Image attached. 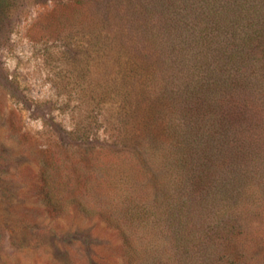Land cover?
<instances>
[{
	"label": "trees",
	"instance_id": "trees-1",
	"mask_svg": "<svg viewBox=\"0 0 264 264\" xmlns=\"http://www.w3.org/2000/svg\"><path fill=\"white\" fill-rule=\"evenodd\" d=\"M131 8L146 51L125 58V78L139 86L125 102L140 117L133 137L148 149L116 202L96 213L121 237L124 264H264V249L241 240L249 216L264 218V142L246 136L248 111L264 116V0H134Z\"/></svg>",
	"mask_w": 264,
	"mask_h": 264
},
{
	"label": "rangeland",
	"instance_id": "rangeland-1",
	"mask_svg": "<svg viewBox=\"0 0 264 264\" xmlns=\"http://www.w3.org/2000/svg\"><path fill=\"white\" fill-rule=\"evenodd\" d=\"M68 1L0 0V264L125 262L121 237L96 212L116 202L148 149L125 102L138 81L124 75L128 52L146 51L144 27L130 17L134 0H84L78 11ZM257 110L245 135L264 142ZM257 218L241 240L260 250Z\"/></svg>",
	"mask_w": 264,
	"mask_h": 264
}]
</instances>
